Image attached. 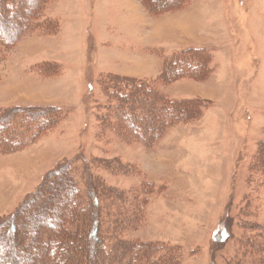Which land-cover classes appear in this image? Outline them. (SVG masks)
<instances>
[{
  "label": "rangeland",
  "instance_id": "obj_1",
  "mask_svg": "<svg viewBox=\"0 0 264 264\" xmlns=\"http://www.w3.org/2000/svg\"><path fill=\"white\" fill-rule=\"evenodd\" d=\"M7 1L16 10L36 2ZM44 16L58 22L57 35L33 29L0 49V110L54 106L61 118L32 144L0 152V220L14 215L49 172L70 164L80 195L88 175L108 189L100 198L103 216L132 217L127 227L117 225L119 234L149 245L154 264L256 263L244 244L264 245V233L250 229L264 228V178L250 174L264 143V0H188L157 17L139 0H51ZM189 48L209 51L204 77L155 86L167 101L191 104L183 117L163 120L155 136V115H148L137 127L147 142H128L114 124L100 128L104 75L153 81L167 58ZM47 64L60 68L36 73ZM60 194L58 213L38 220L41 232L69 210V193ZM31 264H45L43 255Z\"/></svg>",
  "mask_w": 264,
  "mask_h": 264
},
{
  "label": "trees",
  "instance_id": "obj_2",
  "mask_svg": "<svg viewBox=\"0 0 264 264\" xmlns=\"http://www.w3.org/2000/svg\"><path fill=\"white\" fill-rule=\"evenodd\" d=\"M139 1L150 17L180 10L188 2V0ZM50 2L51 0H36L35 4L26 10H16L10 8L12 4L9 1L0 0V49L5 52L10 50L24 32L33 29L43 33L41 36L57 35L58 22L43 17ZM6 11H9L10 21L5 17ZM20 17L21 20H17ZM186 56L189 59H184ZM209 60L207 49L189 48L167 58L159 76L153 81L113 74L104 75L99 86V93L106 101L103 107L105 114H100V128L106 130L105 123L107 126L114 124L121 138L128 142L138 139V136L142 137L139 139L141 142L149 141L150 136L139 134L137 130L143 121H147L145 119L148 115H155L150 129L156 136L163 126V120L178 119L191 109L187 108L191 105L189 102L167 101L155 90V86L158 83L170 84L182 78L199 79L198 76L203 78L204 72L208 71ZM50 68L59 69L60 66L41 65L35 71L42 75ZM185 103L186 106L183 105ZM96 110H99L98 107ZM60 112L62 110L54 106H17L0 110V152H14L32 144L45 130L56 125L61 118ZM112 116L116 124L111 122ZM124 118L127 120L124 121ZM250 166L251 175L257 172L264 178V143L258 147ZM71 170L70 164L57 166L49 172L38 190L14 215L1 218L0 243L3 242V246H0V264H31L33 257L38 253L43 255L45 264H130L145 261L154 264L150 257L153 256L154 250H149V245L124 241L119 234L121 229L117 225L127 227L132 217L125 220L124 216L115 214H109L110 218L107 214L103 216L100 198L109 193L108 189L88 175L85 176L86 194L80 195L71 177ZM63 191L69 193L64 200V205L69 210L60 216L59 220L54 221L51 230L41 232L38 220L44 219L46 213L51 215L58 213L63 199L60 192ZM27 206L30 208L26 210ZM247 209L248 201L242 211ZM22 213L26 214V220L17 223V217ZM17 225L25 231L14 233ZM70 225L73 226V232L66 229ZM250 229L264 233V228L257 224H253ZM25 242L26 250L23 247ZM250 243L251 241L247 240L244 245L258 255L259 260L254 264H264V245L252 246ZM15 252L22 258L17 259L14 256Z\"/></svg>",
  "mask_w": 264,
  "mask_h": 264
},
{
  "label": "crops",
  "instance_id": "obj_3",
  "mask_svg": "<svg viewBox=\"0 0 264 264\" xmlns=\"http://www.w3.org/2000/svg\"><path fill=\"white\" fill-rule=\"evenodd\" d=\"M144 11H145V10H144ZM145 13H146V12H145ZM205 47H206V46H205ZM206 48L210 49V47H206ZM61 74H62V72H61ZM60 76H61V75H60ZM60 76H59V77H60ZM57 78H58V77H57Z\"/></svg>",
  "mask_w": 264,
  "mask_h": 264
}]
</instances>
